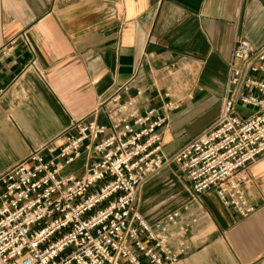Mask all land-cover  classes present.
<instances>
[{"label":"crops","instance_id":"obj_1","mask_svg":"<svg viewBox=\"0 0 264 264\" xmlns=\"http://www.w3.org/2000/svg\"><path fill=\"white\" fill-rule=\"evenodd\" d=\"M22 33L44 79L28 66ZM237 39L264 45L260 0H0V175L32 150L58 146L74 120L105 122L95 111L124 87L155 106L164 92L179 104L163 130L172 155L220 113ZM247 173L258 209L245 218L212 191L194 196L188 181L180 202L173 189L159 202L161 178L142 188L137 209L149 223L179 212L185 231L168 243L185 251L176 264H264V157Z\"/></svg>","mask_w":264,"mask_h":264},{"label":"built area","instance_id":"obj_2","mask_svg":"<svg viewBox=\"0 0 264 264\" xmlns=\"http://www.w3.org/2000/svg\"><path fill=\"white\" fill-rule=\"evenodd\" d=\"M18 39L44 79L29 37ZM130 90L101 103L95 114L105 122L74 120L58 146L32 150L0 175V264H176L185 251L168 243L185 231L179 212L149 223L137 209L142 188L171 166L194 196L212 191L241 218L257 211L246 188L247 169L264 157V45L235 41L220 113L171 156L163 130L179 104L168 92L155 106ZM78 161L81 175L66 171Z\"/></svg>","mask_w":264,"mask_h":264},{"label":"rangeland","instance_id":"obj_3","mask_svg":"<svg viewBox=\"0 0 264 264\" xmlns=\"http://www.w3.org/2000/svg\"><path fill=\"white\" fill-rule=\"evenodd\" d=\"M79 165L80 164L74 166L72 169H68V171H71V170L74 171V170H76L77 168L81 167ZM160 178L161 179H166V180L164 181V183H161L160 186L158 187L159 188V195H158V201L159 202L160 201L162 202L167 197V195H170V193L172 191H173V194H172L173 197L175 198V200L177 199L178 202H180L181 199L184 198V195H188V193H187L188 190H186V189L189 188V185H188V183H187L186 180H184V179L181 178L180 173H179L178 169L175 166H171V168H166V169L162 170L153 179L154 180H158ZM177 189L179 190V193L177 192V194H179L178 196L175 195ZM172 209H174V208H172Z\"/></svg>","mask_w":264,"mask_h":264}]
</instances>
